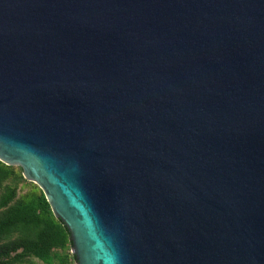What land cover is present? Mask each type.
Returning a JSON list of instances; mask_svg holds the SVG:
<instances>
[{
	"label": "water",
	"instance_id": "95a60500",
	"mask_svg": "<svg viewBox=\"0 0 264 264\" xmlns=\"http://www.w3.org/2000/svg\"><path fill=\"white\" fill-rule=\"evenodd\" d=\"M0 160L76 264H264V0H0Z\"/></svg>",
	"mask_w": 264,
	"mask_h": 264
},
{
	"label": "trees",
	"instance_id": "16d2710c",
	"mask_svg": "<svg viewBox=\"0 0 264 264\" xmlns=\"http://www.w3.org/2000/svg\"><path fill=\"white\" fill-rule=\"evenodd\" d=\"M17 170L0 160V264H76L73 240L43 189L19 197Z\"/></svg>",
	"mask_w": 264,
	"mask_h": 264
},
{
	"label": "rangeland",
	"instance_id": "374dc122",
	"mask_svg": "<svg viewBox=\"0 0 264 264\" xmlns=\"http://www.w3.org/2000/svg\"><path fill=\"white\" fill-rule=\"evenodd\" d=\"M15 167L17 168L18 171H20V167L18 165H15ZM10 181L18 185L19 197L29 196L41 190V186L37 182L27 179L24 176L23 172L20 173L19 177L12 178Z\"/></svg>",
	"mask_w": 264,
	"mask_h": 264
}]
</instances>
